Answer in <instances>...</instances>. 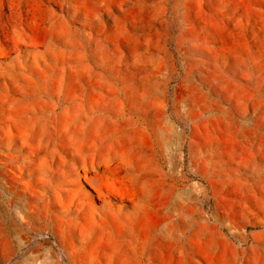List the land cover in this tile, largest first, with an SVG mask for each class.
Instances as JSON below:
<instances>
[{
    "label": "rangeland",
    "instance_id": "1",
    "mask_svg": "<svg viewBox=\"0 0 264 264\" xmlns=\"http://www.w3.org/2000/svg\"><path fill=\"white\" fill-rule=\"evenodd\" d=\"M0 264H264V0H0Z\"/></svg>",
    "mask_w": 264,
    "mask_h": 264
},
{
    "label": "bare ground",
    "instance_id": "2",
    "mask_svg": "<svg viewBox=\"0 0 264 264\" xmlns=\"http://www.w3.org/2000/svg\"><path fill=\"white\" fill-rule=\"evenodd\" d=\"M206 96L208 97V96H210L209 95V93H207L206 94ZM222 111H227V113H228V117H229V121L231 122V123H233V121H235L236 120V117L235 116H232L229 112H228V109H225V108H222ZM211 112V111H210ZM227 116V115H226ZM13 237H11V239H12ZM5 239V238H4ZM3 239V240H4ZM14 242V241H13ZM18 242V241H17ZM14 243H16V242H14Z\"/></svg>",
    "mask_w": 264,
    "mask_h": 264
}]
</instances>
